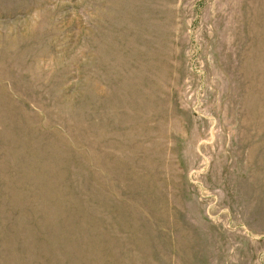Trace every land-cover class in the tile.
I'll use <instances>...</instances> for the list:
<instances>
[{
	"label": "rangeland",
	"instance_id": "obj_1",
	"mask_svg": "<svg viewBox=\"0 0 264 264\" xmlns=\"http://www.w3.org/2000/svg\"><path fill=\"white\" fill-rule=\"evenodd\" d=\"M0 264H264V0H0Z\"/></svg>",
	"mask_w": 264,
	"mask_h": 264
}]
</instances>
